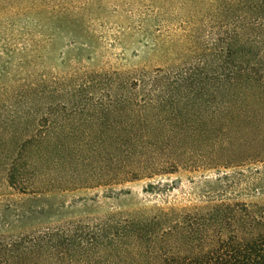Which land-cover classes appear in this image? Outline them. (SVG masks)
<instances>
[{
  "label": "trees",
  "instance_id": "trees-1",
  "mask_svg": "<svg viewBox=\"0 0 264 264\" xmlns=\"http://www.w3.org/2000/svg\"><path fill=\"white\" fill-rule=\"evenodd\" d=\"M217 4L208 52L185 65H75L41 78V130L16 147L7 141L22 115L0 111L5 185L32 199L182 168L264 163V0ZM22 203L0 200V264H264V201L220 197L194 210L29 225L37 209Z\"/></svg>",
  "mask_w": 264,
  "mask_h": 264
},
{
  "label": "rangeland",
  "instance_id": "rangeland-1",
  "mask_svg": "<svg viewBox=\"0 0 264 264\" xmlns=\"http://www.w3.org/2000/svg\"><path fill=\"white\" fill-rule=\"evenodd\" d=\"M217 1L0 0V111L22 115L19 131L7 145L19 146L35 128L41 130V78L62 76L75 65L152 71L182 66L207 53L217 33ZM3 163L0 159V200L37 209L26 225L41 220L93 223L116 212L152 214L159 208L194 210L220 197L264 201L261 162L182 168L112 187H81L32 199L5 185ZM41 205L47 207L43 216Z\"/></svg>",
  "mask_w": 264,
  "mask_h": 264
}]
</instances>
